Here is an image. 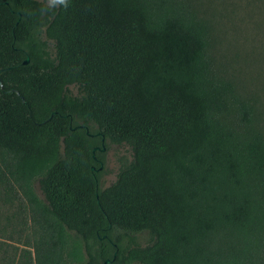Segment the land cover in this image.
Instances as JSON below:
<instances>
[{"label":"trees","instance_id":"obj_1","mask_svg":"<svg viewBox=\"0 0 264 264\" xmlns=\"http://www.w3.org/2000/svg\"><path fill=\"white\" fill-rule=\"evenodd\" d=\"M66 3L0 0V183L35 263L264 264V108L213 71L207 25L186 0ZM109 143L131 159L101 187Z\"/></svg>","mask_w":264,"mask_h":264},{"label":"rangeland","instance_id":"obj_2","mask_svg":"<svg viewBox=\"0 0 264 264\" xmlns=\"http://www.w3.org/2000/svg\"><path fill=\"white\" fill-rule=\"evenodd\" d=\"M51 3L52 0H41ZM197 18L207 25L211 38L213 71L233 83L235 93L264 108V10L254 0H186ZM264 130V112L258 119ZM257 125V126H258ZM100 186L111 184L122 163L131 159L125 145L109 143ZM33 192L43 199L37 183ZM22 190L0 183V264H36L34 249L40 236L34 215ZM145 243L148 234L138 233Z\"/></svg>","mask_w":264,"mask_h":264},{"label":"water","instance_id":"obj_3","mask_svg":"<svg viewBox=\"0 0 264 264\" xmlns=\"http://www.w3.org/2000/svg\"><path fill=\"white\" fill-rule=\"evenodd\" d=\"M28 61H29V58L27 57V58L23 61V63H27ZM0 87H1V89L3 88V87H2V82H1V80H0ZM23 102L25 103L24 100H23ZM98 148H99V147H95V149H93V151L96 150V149H98ZM101 168H102V166L99 167V169H101ZM92 169H94V167H92ZM109 261H110L109 259H106L105 262H104V264H107Z\"/></svg>","mask_w":264,"mask_h":264},{"label":"clouds","instance_id":"obj_4","mask_svg":"<svg viewBox=\"0 0 264 264\" xmlns=\"http://www.w3.org/2000/svg\"><path fill=\"white\" fill-rule=\"evenodd\" d=\"M57 3H59L62 6H64L65 8L68 7V4L66 3V0H57Z\"/></svg>","mask_w":264,"mask_h":264},{"label":"flooded vegetation","instance_id":"obj_5","mask_svg":"<svg viewBox=\"0 0 264 264\" xmlns=\"http://www.w3.org/2000/svg\"><path fill=\"white\" fill-rule=\"evenodd\" d=\"M105 148H106L105 146L102 148V150H103L104 152L106 151ZM97 150H100V149L98 148ZM103 161H105V159H104ZM103 161L98 160V162L101 163L102 166L104 165Z\"/></svg>","mask_w":264,"mask_h":264}]
</instances>
